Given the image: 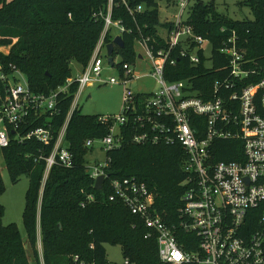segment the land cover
Masks as SVG:
<instances>
[{"label": "trees", "instance_id": "16d2710c", "mask_svg": "<svg viewBox=\"0 0 264 264\" xmlns=\"http://www.w3.org/2000/svg\"><path fill=\"white\" fill-rule=\"evenodd\" d=\"M124 1L131 10L141 6L143 11L131 14L122 0L113 1L112 20L125 29L120 34L124 48L115 46L113 56L120 57L121 64L133 65L139 56L136 46L143 38H149L155 50L165 46L158 35L163 25L157 0ZM237 4L248 7L254 19H231L218 11L213 0H195L192 4L189 0L185 24L210 41L213 69L207 70L204 62L192 67L187 60L179 59L176 66L165 70L169 82L195 78L193 85L199 96L212 95L215 82L224 76L219 69L228 65L221 50L230 45L232 38L250 69L244 85L264 79V0H237ZM108 9L109 0H0V49L8 48L7 54L0 51L1 72L10 75L14 69L20 71L33 92L57 91L73 77V63L83 70L89 64L104 30V20L99 15L107 14ZM166 26L171 28L172 24ZM114 38L109 33L105 44ZM76 90L73 84L67 94H60L61 113L54 119L55 133L67 117ZM108 132V127L98 122V116L75 111L66 135L74 165L69 169L54 167L44 185L45 165L38 159L41 153L49 155L52 147L32 140L14 142L1 150L12 183L26 175L30 186L23 212L25 240L15 224L2 223L4 207L0 204V264H41L38 229L44 264H71L74 255L106 264V245L119 246L132 264H159L155 238H145L144 222L122 202L110 201V182L128 177L145 182L154 194L157 212L169 224H177L180 200L186 190L183 182L188 177L184 171L185 152L179 145H136L129 142L127 134L121 148L106 154L111 159L109 179L102 191H97L87 171L88 155L93 149L86 147V142L101 139ZM241 145L235 140L222 141L215 161L239 160ZM5 190L0 171V196ZM88 196L94 200L88 201Z\"/></svg>", "mask_w": 264, "mask_h": 264}, {"label": "built area", "instance_id": "2783aa9c", "mask_svg": "<svg viewBox=\"0 0 264 264\" xmlns=\"http://www.w3.org/2000/svg\"><path fill=\"white\" fill-rule=\"evenodd\" d=\"M113 1L109 0L108 13L99 15L104 30L88 66L78 78L68 79L64 87L50 94L33 92L20 71L14 69L6 75L0 67V150L14 142L32 140L52 147L49 155L41 153L38 159L45 165L44 185L54 167L69 169L74 165L66 135L73 113L81 111L80 100L86 88L95 84L123 86L122 113L99 115L98 122L109 132L101 139L88 140L86 147L93 149L99 143L106 155L121 148L130 134L129 142L136 145H179L184 150L188 177L183 182L186 190L180 200L177 224H169L157 212L154 194L145 182L136 177L110 182V201L122 202L144 222L145 238H155L159 264H264V79L244 85L250 69L235 38L221 50L228 65L219 69L224 76L215 82L212 95L199 96L193 85L195 78L177 82L165 78L167 66H176L179 59L187 60L192 67L204 62L207 70L213 69L212 55L209 60L205 56L210 41L196 35L182 20L189 0H179L181 14L171 23L167 36H159L163 48L155 50L149 45L150 39L143 38L139 43L143 52L135 64H121V58L116 63L115 56L113 64L109 63L105 37L113 35V28L118 31L115 38L125 30L112 20ZM122 1L131 14L143 11L141 6L133 11ZM207 60L210 67L206 66ZM138 63L150 65L146 76L156 80L157 92L132 90V83L143 77L135 71ZM104 66L117 71V76L102 79ZM73 84L77 90L70 110L55 133L54 119L61 113L60 94H67ZM225 140L242 144L239 160L215 161L218 144ZM110 162L106 155L101 163L87 164L94 187L102 176L104 187ZM93 200L88 196V201ZM124 260V264H132L129 258ZM71 264L96 263L74 255Z\"/></svg>", "mask_w": 264, "mask_h": 264}, {"label": "rangeland", "instance_id": "374dc122", "mask_svg": "<svg viewBox=\"0 0 264 264\" xmlns=\"http://www.w3.org/2000/svg\"><path fill=\"white\" fill-rule=\"evenodd\" d=\"M160 5V21H175L178 15L181 14V8L179 5V0H157ZM195 0H191V4ZM204 2L212 0H203ZM213 2L218 7V11L231 19L234 20H253L254 15L248 7H240L237 4V0H213ZM188 19V10L186 9L183 12L182 20L186 22ZM167 24V23H166ZM159 32L162 36H165L166 29L159 28ZM113 35H117L118 31L113 28ZM137 53L143 52L141 45L136 46ZM0 51L3 53H8V48H1ZM105 54L104 49L102 50V55ZM212 55V46L206 45V59H210ZM206 61V66L210 67V61ZM120 62V57H116V63ZM88 66V64H87ZM86 66V67H87ZM73 78H78L82 72L83 68L78 63H73L71 65ZM135 71L138 72V75L143 77L132 83L131 88L135 92L141 93H154L158 91V83L155 79L146 76L150 72V65L146 63H138L135 67ZM117 71L114 69L104 66L102 73V79L108 80L111 77H116ZM67 84V83H66ZM65 84V85H66ZM64 87V86H63ZM123 86L120 85H110V84H95L94 86L86 88L84 94L80 100L81 113L83 115H120L123 111ZM106 155L102 150V146L99 143L94 144L93 152L88 155V164L90 166L95 165L96 163H101L105 160ZM0 171L2 179L4 181L6 190L0 196V204L4 207V215L2 218V223L7 226L10 224H15L23 239L27 237V232L25 225L23 223V212L25 209L26 203V194L30 186L29 176H22L21 180L14 184L10 179V174L6 169L2 152L0 150ZM40 229H38L37 234V250L40 254V261L42 264L43 258V246L41 240L39 241ZM40 244L41 247L40 248ZM29 249V248H28ZM106 257L107 260L112 264H124V256L122 250L119 246L106 245ZM42 250V251H41Z\"/></svg>", "mask_w": 264, "mask_h": 264}, {"label": "water", "instance_id": "95a60500", "mask_svg": "<svg viewBox=\"0 0 264 264\" xmlns=\"http://www.w3.org/2000/svg\"><path fill=\"white\" fill-rule=\"evenodd\" d=\"M115 46L123 49L124 48V42L123 38L121 36H117L112 43L106 45L107 54L109 56V63L113 64V55L115 51ZM105 182V177H100L95 182V189L97 191H102L103 184Z\"/></svg>", "mask_w": 264, "mask_h": 264}, {"label": "crops", "instance_id": "0c3cea01", "mask_svg": "<svg viewBox=\"0 0 264 264\" xmlns=\"http://www.w3.org/2000/svg\"><path fill=\"white\" fill-rule=\"evenodd\" d=\"M161 22V21H160ZM167 23V24H166ZM170 23H173V21H166V22H161V24L163 25V26H161V27H159V28H165L166 29V33H167V31H168V27L166 26V25H168V24H170ZM158 28V29H159ZM158 35L159 36H161V37H166L167 36V34L165 35V36H162L161 34H160V32H158ZM140 45V44H139ZM137 48V47H136ZM139 54H142V52L141 53H139ZM39 240H41V235H39ZM41 244H42V241H41Z\"/></svg>", "mask_w": 264, "mask_h": 264}]
</instances>
